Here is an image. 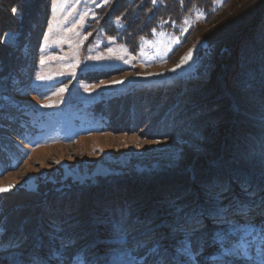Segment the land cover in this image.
<instances>
[{"label":"rangeland","instance_id":"1","mask_svg":"<svg viewBox=\"0 0 264 264\" xmlns=\"http://www.w3.org/2000/svg\"><path fill=\"white\" fill-rule=\"evenodd\" d=\"M262 2L0 0V264H264Z\"/></svg>","mask_w":264,"mask_h":264},{"label":"trees","instance_id":"2","mask_svg":"<svg viewBox=\"0 0 264 264\" xmlns=\"http://www.w3.org/2000/svg\"><path fill=\"white\" fill-rule=\"evenodd\" d=\"M262 4V6L260 7H258L255 11H254V13H252V18H254V17H257V15L261 12V10L262 11H264V0H263V2L261 3ZM256 18H254V20H255ZM253 20V19H252ZM263 23H264V17H263V19L261 20ZM261 23V22H260ZM259 23V24H260ZM229 133V132H228ZM221 149V148H220ZM223 149V148H222ZM229 149V148H228ZM230 150V149H229ZM224 155V151L223 150H220V151H218L217 153H216V157L214 158V160H213V162H210V164H209V166H211V165H213V164H219V161H221V159L223 158L222 156ZM204 167V166H203ZM230 167H232L231 169H235L234 171H238L239 169H241V170H243L244 172H246V173H248V174H253L254 172H255V174H258L254 169H250V167L248 166V167H245V166H243V165H240V164H238V163H235V164H232ZM204 168H206V167H204ZM206 169H209V168H206ZM253 170V171H252ZM254 175V174H253Z\"/></svg>","mask_w":264,"mask_h":264},{"label":"snow or ice","instance_id":"3","mask_svg":"<svg viewBox=\"0 0 264 264\" xmlns=\"http://www.w3.org/2000/svg\"><path fill=\"white\" fill-rule=\"evenodd\" d=\"M191 55H192V53H191V50H190L189 53H188L186 56H184V57L182 58L181 63L178 64V65H176V68H180V67H182L184 64L188 63V62L190 61V59H191ZM42 62H43V61H42ZM172 71H175V69H172ZM117 82H118V81H117ZM5 191H8V189H0V192H5Z\"/></svg>","mask_w":264,"mask_h":264},{"label":"bare ground","instance_id":"4","mask_svg":"<svg viewBox=\"0 0 264 264\" xmlns=\"http://www.w3.org/2000/svg\"><path fill=\"white\" fill-rule=\"evenodd\" d=\"M203 177V176H202ZM183 188V187H182ZM260 231V230H259ZM258 232V231H257ZM262 232V231H261ZM254 234V233H253ZM257 236H258V233H257ZM183 252V251H182ZM188 252H186V254H187Z\"/></svg>","mask_w":264,"mask_h":264}]
</instances>
